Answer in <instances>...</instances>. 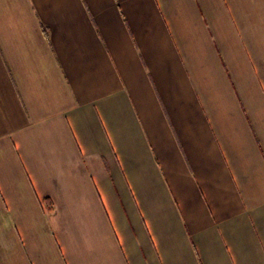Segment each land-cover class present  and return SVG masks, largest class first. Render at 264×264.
Masks as SVG:
<instances>
[{
  "label": "crops",
  "instance_id": "obj_1",
  "mask_svg": "<svg viewBox=\"0 0 264 264\" xmlns=\"http://www.w3.org/2000/svg\"><path fill=\"white\" fill-rule=\"evenodd\" d=\"M0 264H264V0H0Z\"/></svg>",
  "mask_w": 264,
  "mask_h": 264
}]
</instances>
